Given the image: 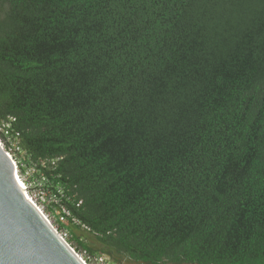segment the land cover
<instances>
[{
    "label": "trees",
    "instance_id": "1",
    "mask_svg": "<svg viewBox=\"0 0 264 264\" xmlns=\"http://www.w3.org/2000/svg\"><path fill=\"white\" fill-rule=\"evenodd\" d=\"M0 121L76 251L264 264V0H0Z\"/></svg>",
    "mask_w": 264,
    "mask_h": 264
},
{
    "label": "water",
    "instance_id": "2",
    "mask_svg": "<svg viewBox=\"0 0 264 264\" xmlns=\"http://www.w3.org/2000/svg\"><path fill=\"white\" fill-rule=\"evenodd\" d=\"M0 144V264H86L27 199Z\"/></svg>",
    "mask_w": 264,
    "mask_h": 264
},
{
    "label": "built area",
    "instance_id": "3",
    "mask_svg": "<svg viewBox=\"0 0 264 264\" xmlns=\"http://www.w3.org/2000/svg\"><path fill=\"white\" fill-rule=\"evenodd\" d=\"M19 143L20 132L16 131L11 123L0 121V144L11 156L13 151L21 150ZM44 163L43 161L42 164ZM18 176L20 177L19 174ZM24 184L26 186V192L33 202H35L46 219L53 224L56 232L66 240L63 235L66 236L69 230L66 228L61 229L59 221L68 220L70 217L73 218L74 223H78V220L72 216L70 208L63 201V198L69 199L65 190L60 185L55 187L53 181L44 172L34 178L26 177V183L24 182ZM77 254L86 264H109L106 261L108 257L104 255L97 253L89 254L87 252H77Z\"/></svg>",
    "mask_w": 264,
    "mask_h": 264
},
{
    "label": "rangeland",
    "instance_id": "4",
    "mask_svg": "<svg viewBox=\"0 0 264 264\" xmlns=\"http://www.w3.org/2000/svg\"><path fill=\"white\" fill-rule=\"evenodd\" d=\"M12 151V150H10ZM12 157L14 158V160L16 161L17 163V166H18V174L20 175V178L26 183V177H36V175L34 174V171H35V167L34 166H31L28 164V161H27V157L25 156V152L23 150H19V151H13L12 153ZM21 165V168H23V170L20 169V166ZM59 232H61V230H59ZM62 233V232H61ZM65 238H66V241L68 242L69 240L72 241V243L70 244L69 242V245L75 249V247H73L72 245H76V242L71 238V235L68 233L65 235H63ZM76 251V249H75ZM78 251H76L77 253ZM106 261L109 263V264H119L115 261H113L112 258H107Z\"/></svg>",
    "mask_w": 264,
    "mask_h": 264
},
{
    "label": "bare ground",
    "instance_id": "5",
    "mask_svg": "<svg viewBox=\"0 0 264 264\" xmlns=\"http://www.w3.org/2000/svg\"><path fill=\"white\" fill-rule=\"evenodd\" d=\"M19 185L21 187V189L23 190V192L25 193L27 199L36 207V209L40 212V214H42V212L39 210V208L36 206L35 202H33V200L31 199V197L29 196V194L26 192V186L24 184V181L19 177L18 179ZM43 215V214H42ZM43 217L46 219V217L43 215ZM47 220V219H46ZM47 222L51 225V227L55 230V227L53 226V224L47 220ZM56 231V230H55ZM65 240V239H64ZM66 241V240H65ZM67 242V241H66ZM68 243V242H67ZM71 247V246H70Z\"/></svg>",
    "mask_w": 264,
    "mask_h": 264
}]
</instances>
